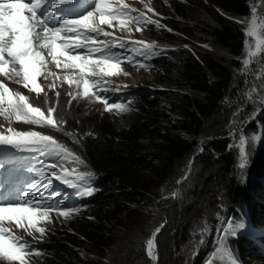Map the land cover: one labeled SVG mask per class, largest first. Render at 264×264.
Masks as SVG:
<instances>
[{
  "label": "rangeland",
  "instance_id": "1",
  "mask_svg": "<svg viewBox=\"0 0 264 264\" xmlns=\"http://www.w3.org/2000/svg\"><path fill=\"white\" fill-rule=\"evenodd\" d=\"M122 1L138 10L140 14L147 16L150 21H156L165 28H157L148 23L140 27L142 31H138V26L130 23L129 27L132 30L129 31L128 28L121 29L119 24L109 26L102 24L103 31L124 40L152 44L155 53L149 55L152 58L167 55L172 64L170 71L158 66L151 58L145 60L142 67L137 68L128 64L112 69L118 73L116 75H105V79L111 85L110 89H115L117 85L128 86L110 91L106 95V97L113 95L111 100L113 103L126 105L128 110L124 112L116 108L107 111V105L96 101L91 92L88 97L83 96L82 87L69 85L64 79L68 76L69 70L57 68L54 62L48 63L47 72H56L55 79L59 81L53 83L52 76H49L47 80L43 75L39 76L36 83L43 88V91L37 96H34L37 93L30 88L23 87L22 81L18 83L17 80H8L0 74V81L13 93L27 96L30 104L39 107L45 116H50L56 121V127L47 124L36 125L23 120L16 121L14 116L11 119L14 120L18 132L35 131L52 137L57 142L56 146L66 148L72 155H69L67 160L62 159L65 163L61 169L72 172L73 170L74 172L93 171L91 163L84 155L85 138L112 135L118 129L117 127L122 126L123 121L129 118L132 112L129 102L124 100L126 94L151 93L161 100L158 105L159 110H165L169 117L180 119V115L171 109V103L175 101V98L166 101L162 92L188 93L191 99L195 98L194 93L182 87L184 84L182 58L186 59L190 56L204 62L205 58L213 57L224 62L233 70V82L220 112L207 123L206 132L197 137L195 151L177 165L172 175L159 183L155 193L131 203L130 213L122 212L119 215V221L108 232L111 240L106 249L101 250L95 247L90 253L84 249L78 250L85 261L83 264H208L210 260L213 264H235L222 256L221 242L224 244L227 240L232 241L234 237L222 235L221 229L226 227L225 222L228 218H231L234 223H242L240 218H236L235 211L243 205L233 203L217 177L212 179L211 189L201 186L203 182L209 183L210 175L203 164L204 158L199 156L205 155L204 149L209 141L219 138L228 139V152L235 159V168L231 177L244 185H250L252 189H256L259 184L264 187V120L261 119L264 109V46L255 56L249 57L248 51H256L257 39L247 37L250 47L246 50L245 36L241 54L233 55L228 49L209 38L210 27L214 26L212 14L191 0ZM201 1L211 4L210 0ZM188 6H192L193 10H189ZM214 7L220 16L237 24L244 35L255 19L258 34L264 36V0H250V12L247 15L229 14L220 10L218 6ZM166 29H172V31L169 32ZM127 46L131 47L130 56L136 60L143 59L137 51L138 49L140 52L145 51L143 45ZM175 52L182 53V58L178 54H172ZM245 59H249L248 65L242 63ZM235 62H238L237 66L234 65ZM208 72L212 78V73L209 70ZM69 73L74 75L73 72ZM49 80L55 88H46L44 84ZM57 93L59 96L56 95ZM52 107L55 111L49 113L48 109ZM0 117L8 118L5 115ZM216 127L222 130L217 132ZM166 131L178 132L177 128L164 130ZM66 133L72 135H66ZM241 135L245 139L243 150L246 167L243 170L238 168L241 163L239 147ZM73 155L80 157L85 163L80 164L74 161ZM127 191H134V186L130 184ZM174 192L175 197L172 196ZM57 200L59 204H67L69 208H79L77 202H68V197L64 200L59 197ZM78 212L70 213L67 217L58 215V212H51L50 220L39 223L40 227L45 228L43 234L27 226L20 228L11 221H3L2 225L24 238L28 245L44 251L51 245L66 240L65 233L76 231L75 223L80 218ZM218 212L220 213L219 221L216 219ZM157 228H160L155 236L158 258L152 260L146 253V240L152 238V233ZM262 228L254 233L259 236V240L264 236V227ZM244 235H253V233L244 226L238 229L235 237L240 239ZM218 247H221V251L213 256L212 253ZM25 259L27 264L37 262L31 254H26ZM0 264H19V262H9L0 258Z\"/></svg>",
  "mask_w": 264,
  "mask_h": 264
},
{
  "label": "snow or ice",
  "instance_id": "2",
  "mask_svg": "<svg viewBox=\"0 0 264 264\" xmlns=\"http://www.w3.org/2000/svg\"><path fill=\"white\" fill-rule=\"evenodd\" d=\"M81 0H30L29 3L21 0H8L0 2V74H3L9 80L23 82V87L30 88L37 94L43 91V88L36 83L41 75L45 79L49 76H56V73L47 72L49 62H54L57 68L78 69L79 72L74 75L65 76L64 79L69 85L82 87L83 96L88 97L90 92L94 95L96 101H103L107 105L106 110L113 108L121 112L128 108L122 103H108V98L103 94L108 91L120 90L128 86L117 85L115 89L102 87L100 80H91L90 76L116 75L112 69H118L121 63H128L133 67H142L145 60L151 59L150 53H155L152 44L143 41H118V38L112 37L111 41L98 40V36L109 37L111 33L103 31L102 24L111 25L113 21L118 22L121 29L128 28L130 23L145 25L151 23L157 28H165L156 21H150L144 14L133 17L131 13L134 9L123 4L122 0H94L91 10L82 11L80 14H66L64 8H58V5L67 6L69 12L74 11L75 6ZM255 11V10H253ZM25 13H28L27 15ZM70 17V18H65ZM74 17V18H71ZM127 17V18H125ZM142 18V19H141ZM59 25V26H57ZM138 31L143 29L138 27ZM171 32L172 29H166ZM64 33L62 36L61 34ZM245 48L249 49L247 37H256V51H248L247 55L255 56L264 46V36L258 34L256 21L253 19L251 25L245 32ZM83 37V38H82ZM141 44L145 51H137L143 57L136 60L126 53L130 48L126 45ZM118 48L120 51H113ZM45 51L47 55H45ZM244 65L250 63L249 59L242 61ZM47 73V74H46ZM19 78V79H17ZM50 87H55L51 85ZM59 96V93L56 94ZM6 105V107H3ZM49 113H53L55 108H49ZM0 115L9 118L15 117L16 121H27L36 125L47 124L56 127V121L50 116H45L39 107L29 103V98L19 93H13L6 84L0 81ZM9 134L0 132V146H8L7 150L0 155V168L5 164L16 165L0 173L4 179H0V195L13 187L14 182L8 179L9 176L16 178L17 169L22 168L25 162L15 159L19 152H35L39 156L48 158H62L67 160L69 155L63 146H56L57 142L50 136L42 135L38 132H18L12 128L8 129ZM66 135H72L66 133ZM91 135V133H89ZM78 142V141H77ZM244 136H240L239 147L241 154V163L238 168L243 170L246 167V159L243 145ZM16 150L13 152L12 150ZM73 160L84 164V160L73 155ZM191 163V162H190ZM48 168H54V165H45ZM38 176L44 177L43 167L34 169ZM75 170H73L74 172ZM69 172L62 169L58 176L56 171H51L50 176L37 179L26 185L20 192L19 198L10 197L5 201H0V258L5 261L19 264H27L25 259L27 250L32 246L27 242L21 241L9 232V229L3 227V221L15 222L18 227L35 229L43 234L45 228L40 227L41 221L50 220V213L58 211V215L67 217L70 213L78 212L79 208H61L59 201V192H45L51 188L53 180H58L63 184L77 188L81 196H90L94 194L95 189L83 186L94 174L91 172ZM240 177H238L239 179ZM175 197L176 193H172ZM219 221L220 213L216 214ZM226 227L221 229V233L231 237L237 235L238 229L243 228L244 223H234L231 218L226 220ZM157 228L152 233V238L146 240V253L152 260L158 258L155 247V236L159 233ZM6 233H8L6 235ZM201 242H203L201 240ZM221 247L223 243L221 242ZM221 247H218L213 253L216 256ZM208 264H213L210 260Z\"/></svg>",
  "mask_w": 264,
  "mask_h": 264
},
{
  "label": "trees",
  "instance_id": "3",
  "mask_svg": "<svg viewBox=\"0 0 264 264\" xmlns=\"http://www.w3.org/2000/svg\"><path fill=\"white\" fill-rule=\"evenodd\" d=\"M191 1L212 14L214 26L210 27L209 38L233 55H240L244 32L233 21L220 16L214 6L225 13L247 15L250 0H210V5L201 0ZM188 8L193 10L192 6ZM172 54L181 58L183 55L179 52ZM154 62L168 72L172 67L167 55L154 59ZM234 65L237 66L238 62ZM182 66V87L194 93L195 98L191 99L188 93L162 92L166 101L175 98L171 109L180 115V119L159 110V98L142 92L129 101L132 112L115 133L85 138L84 155L98 173L93 183L94 194L80 203L76 231L65 233L66 240L34 254L36 264H83L80 249L87 250V253L95 247L106 249L111 240L108 232L119 221V215L130 213L131 203L155 193L159 183L172 175L177 165L195 151L197 137L206 132L207 123L220 112L234 76L231 67L213 57L205 58L204 62L190 56L183 57ZM261 119L264 120V109ZM171 128H177L178 132H164ZM216 129L217 132L222 130ZM204 150L205 155L199 157L204 158L210 181L201 186L211 189L212 179L217 177L233 203L243 205L235 211L236 218L241 216L239 210L246 208L253 226L264 227V187L259 184L252 189L231 177L235 159L228 152V139L209 141ZM130 184L134 186L132 192L127 191ZM231 244L243 264H264V248L250 236L234 237Z\"/></svg>",
  "mask_w": 264,
  "mask_h": 264
},
{
  "label": "bare ground",
  "instance_id": "4",
  "mask_svg": "<svg viewBox=\"0 0 264 264\" xmlns=\"http://www.w3.org/2000/svg\"><path fill=\"white\" fill-rule=\"evenodd\" d=\"M26 15L28 14V13H25ZM116 33V32H115ZM128 37V36H127ZM47 54V52L45 51V55ZM56 68V67H55ZM69 70V72H73V74H76V73H78L77 72V69H68ZM64 72V71H63ZM67 72V71H66ZM67 73L68 74V76L69 75H71V73ZM51 73H53V72H51ZM54 73H56V72H54ZM59 76V75H58ZM51 77V76H50ZM55 77L56 76H52V78H53V80H54V82L53 83H56L57 81H59L58 79H55ZM61 78V77H60ZM38 79H39V77L37 78V81H38ZM47 80V79H46ZM56 80V81H55ZM43 82V81H42ZM44 85H46V88H49L50 87V85H51V83H50V80L49 81H47V83L46 84H44ZM58 87V86H57ZM55 88V87H54ZM58 89V88H57ZM121 93H124V92H121ZM38 94H36V95H34V96H37ZM9 128H12V129H14L15 131H17L18 129H17V127L15 126V123H14V120L13 119H11V118H1L0 117V132H2V133H4V134H9L8 133V129Z\"/></svg>",
  "mask_w": 264,
  "mask_h": 264
},
{
  "label": "water",
  "instance_id": "5",
  "mask_svg": "<svg viewBox=\"0 0 264 264\" xmlns=\"http://www.w3.org/2000/svg\"><path fill=\"white\" fill-rule=\"evenodd\" d=\"M194 157H196V156H194ZM155 247H156V251H157V241H156V238H155Z\"/></svg>",
  "mask_w": 264,
  "mask_h": 264
}]
</instances>
